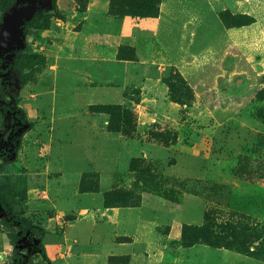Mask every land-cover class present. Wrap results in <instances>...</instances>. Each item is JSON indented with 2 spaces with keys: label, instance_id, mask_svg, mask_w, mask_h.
Here are the masks:
<instances>
[{
  "label": "rangeland",
  "instance_id": "obj_1",
  "mask_svg": "<svg viewBox=\"0 0 264 264\" xmlns=\"http://www.w3.org/2000/svg\"><path fill=\"white\" fill-rule=\"evenodd\" d=\"M35 4L48 27L0 52L45 56L23 86L3 67L5 103L28 123L0 118V149L19 138L0 171L47 229L51 262L264 264V0H161L155 18L111 13L110 0L97 16L90 0ZM207 222L250 227V253L182 240ZM19 243L44 263L37 242ZM11 255L0 223V264Z\"/></svg>",
  "mask_w": 264,
  "mask_h": 264
},
{
  "label": "trees",
  "instance_id": "obj_2",
  "mask_svg": "<svg viewBox=\"0 0 264 264\" xmlns=\"http://www.w3.org/2000/svg\"><path fill=\"white\" fill-rule=\"evenodd\" d=\"M79 5L84 6L85 0H78ZM161 0H110L109 9L111 13L117 15L136 14L138 17L155 18L159 14V5ZM52 11L57 9L56 0L51 1ZM14 5V0H0V12L8 13ZM50 13L45 9H37L30 20L25 21L22 26V32L27 35H37L39 31L46 29L50 23ZM254 22V19L243 17L235 22L234 26H247ZM227 24V22H226ZM45 62V56L42 53L33 52L31 50H15L14 56L9 64L4 59L0 64V75L5 71L2 65H8L9 68L18 72V78L21 85H25L29 81L38 68ZM5 63V64H4ZM8 84L0 83V118L5 116L7 112L13 114L14 119L24 125L27 122L24 111L17 107L19 100L8 101L5 103V96L12 92ZM14 95V94H12ZM22 124V125H23ZM111 124L109 128H111ZM118 131V130H117ZM19 138L14 136L11 138V154L16 153L18 149ZM9 152L1 148L0 155H11ZM25 190L20 187V181L16 176H11L8 169L0 171V223L8 230V238L12 245V259L14 264H27L25 256L21 253L19 242L22 239L30 242H37L39 254L43 259V264H53L47 255L44 239L47 235V229L40 224L32 222L26 217L25 208ZM105 208L109 205L107 201ZM250 227L245 225L241 229L234 226L229 227L227 233H222L219 227L212 229V224L207 222L201 227L188 226L182 231V240L188 245L197 244L198 241L217 247L224 246L235 250L239 253H250ZM249 232V233H248ZM37 257V255L35 256ZM33 260V259H32ZM28 264H40L39 262L30 261Z\"/></svg>",
  "mask_w": 264,
  "mask_h": 264
},
{
  "label": "water",
  "instance_id": "obj_3",
  "mask_svg": "<svg viewBox=\"0 0 264 264\" xmlns=\"http://www.w3.org/2000/svg\"><path fill=\"white\" fill-rule=\"evenodd\" d=\"M32 2L35 5V0H27ZM45 4L51 3L52 0H42ZM24 0H16L15 6L5 14L4 24L6 28H2L1 30V42H0V52L3 51L4 53L13 51L12 45L17 43L19 40V31H22V26L24 25L25 21L30 20L32 14L35 11V6L33 7L32 11L29 10L28 7H18L19 4L23 3ZM7 64H9L10 60L5 59ZM5 64V63H4ZM3 67H5L3 65Z\"/></svg>",
  "mask_w": 264,
  "mask_h": 264
},
{
  "label": "crops",
  "instance_id": "obj_4",
  "mask_svg": "<svg viewBox=\"0 0 264 264\" xmlns=\"http://www.w3.org/2000/svg\"><path fill=\"white\" fill-rule=\"evenodd\" d=\"M108 8V0H90V6L88 10L94 15L97 16L100 13H103ZM89 44L88 39L86 44L82 47V52L87 49L86 46ZM92 58V56H91Z\"/></svg>",
  "mask_w": 264,
  "mask_h": 264
},
{
  "label": "flooded vegetation",
  "instance_id": "obj_5",
  "mask_svg": "<svg viewBox=\"0 0 264 264\" xmlns=\"http://www.w3.org/2000/svg\"><path fill=\"white\" fill-rule=\"evenodd\" d=\"M37 0H35V2H36ZM38 1H41V0H38ZM19 6H21V7H28L29 6V10L30 11H32V9H33V7L35 6V8H36V4L34 5L32 2H29V1H27V0H24V2L23 3H21V4H19ZM36 11V10H35ZM34 11V12H35ZM4 60V58H2V57H0V64H1V62ZM3 66V65H2ZM4 66H6V65H4Z\"/></svg>",
  "mask_w": 264,
  "mask_h": 264
}]
</instances>
